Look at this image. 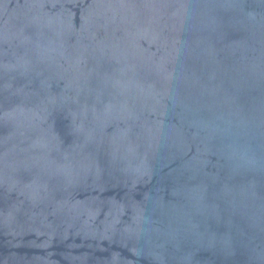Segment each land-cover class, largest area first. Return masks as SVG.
<instances>
[{
    "label": "water",
    "instance_id": "obj_1",
    "mask_svg": "<svg viewBox=\"0 0 264 264\" xmlns=\"http://www.w3.org/2000/svg\"><path fill=\"white\" fill-rule=\"evenodd\" d=\"M0 264H264V0H0Z\"/></svg>",
    "mask_w": 264,
    "mask_h": 264
}]
</instances>
